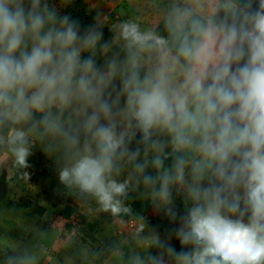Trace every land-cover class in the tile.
Returning <instances> with one entry per match:
<instances>
[{"label": "clouds", "instance_id": "9594fccd", "mask_svg": "<svg viewBox=\"0 0 264 264\" xmlns=\"http://www.w3.org/2000/svg\"><path fill=\"white\" fill-rule=\"evenodd\" d=\"M104 17L0 0V150L27 169L38 146L101 210L138 193L177 224L128 264H264V0H172L163 32L127 18L110 39Z\"/></svg>", "mask_w": 264, "mask_h": 264}, {"label": "crops", "instance_id": "0c3cea01", "mask_svg": "<svg viewBox=\"0 0 264 264\" xmlns=\"http://www.w3.org/2000/svg\"><path fill=\"white\" fill-rule=\"evenodd\" d=\"M48 2L50 5L54 4V0H48ZM129 3L132 4L131 0H66V2L62 0L61 2L63 6L69 7L68 11L72 15L76 13L74 16H78L82 26L86 25L84 17L80 18L83 9H87L93 16L94 20L90 24H94L98 15L105 16L106 21L111 14H121V11L127 10L128 5H131ZM213 4L214 0H205L209 11ZM74 10H76L75 13ZM128 17L139 18L141 23V15L135 11ZM162 18L163 15H161ZM4 155L6 150H0V162ZM34 155L38 160L37 163L48 162L57 169L55 161L45 154L42 155V150L38 146L35 148ZM37 172L36 167L30 173L35 175ZM50 186L52 187L50 183L49 189L43 186L37 196H32L34 200L32 203L18 204V217L14 219L17 222L14 242L0 251V264H5L9 256L21 255L33 257V264H128V258L133 253H139L142 256L148 253L156 254L158 249L153 244V238L158 235L163 239L167 228L173 226L162 211L161 225L153 223L151 218L157 220L160 213L138 193H133L125 201L132 211L119 215L101 210L90 198L80 197L74 202L69 201L66 205L76 208L77 211L69 220H65L61 216L64 208L58 211V206L56 207L58 204L52 199L54 193ZM7 190L6 188V192H2L0 189V200L7 196ZM46 190L48 194L44 193ZM66 194L74 195L69 190L65 192ZM175 204L177 208L183 206L180 197L176 198ZM131 220L135 221L134 229L128 226ZM45 242H50L53 246L48 251L46 249L41 252L47 256L39 262V250ZM170 242L174 245L178 240L173 238Z\"/></svg>", "mask_w": 264, "mask_h": 264}, {"label": "rangeland", "instance_id": "374dc122", "mask_svg": "<svg viewBox=\"0 0 264 264\" xmlns=\"http://www.w3.org/2000/svg\"><path fill=\"white\" fill-rule=\"evenodd\" d=\"M61 2L62 0H54V4L56 5L58 12L61 15L67 14L73 18L78 19L77 15L74 16L76 14V10H74L75 14L72 15L68 11L69 7L63 6ZM131 2L132 4L129 3L131 5H128L127 10L121 11L123 15H121L120 13H113L108 17V19L106 20V24L103 28L104 39H110L112 36V32L109 29V25L114 24L120 20L129 18L128 15L130 16L131 12L133 11L141 15L142 27L156 28L158 22L161 20V15H163L165 6L172 3V0H131ZM78 6L81 7L80 4H78ZM82 11V16H80V18L84 17L83 20L86 23V25L84 26L87 27L90 22L94 20V18L87 11V9H83ZM127 11L129 13H127ZM84 26L82 27L84 28ZM34 151L35 148L33 149V154L29 157L28 163L30 166L27 169H22L17 166L14 158L7 151L6 155H4L3 160L0 162V189H2V192H6V188L8 189L7 196L4 199L0 200V251L3 250L5 246H9L14 242V232L17 230V222L14 221V219H17L18 217V204L32 203V201H34L32 200V196H37L38 192L43 186L48 188L49 183L50 185H52V187L50 186L51 190H53L54 193L52 199L56 204H58L56 205V207L58 206V211L62 210L64 206L69 203V201L74 202V200L81 197L76 195L74 192V195H65V192L68 189H66L60 183L59 178L57 176V169L55 168V166H52L48 162H42L41 164L37 163L38 160L34 155ZM42 155H44L43 151ZM36 167L38 172L37 174L33 175L30 172H33L34 168ZM25 172L27 173V176L24 175ZM44 193H47V190ZM178 209L183 212V206H180ZM22 210H24V208ZM158 212L160 213L159 218L157 220L153 218L151 219L153 223L161 225V211L158 210ZM165 217L167 218V216ZM168 222L170 224H173V226L167 228V231L170 228L177 226V224L170 222L169 219ZM52 246L53 244L50 242H45L44 245L41 246L42 248H40L38 254V256L40 257L38 259L39 262L45 256H47L44 255L45 253L43 254L41 252L45 251L46 249V251H48L49 249H51L50 247ZM174 246L177 248V250L181 248L179 242H176ZM169 264H172V262L169 261Z\"/></svg>", "mask_w": 264, "mask_h": 264}, {"label": "trees", "instance_id": "16d2710c", "mask_svg": "<svg viewBox=\"0 0 264 264\" xmlns=\"http://www.w3.org/2000/svg\"><path fill=\"white\" fill-rule=\"evenodd\" d=\"M163 19V18H162ZM162 19L158 22L156 29L160 30L161 32H163V23H162ZM76 208L70 207L68 205H66L63 209V211L61 212V216L63 219L65 220H69L71 218V216L76 213Z\"/></svg>", "mask_w": 264, "mask_h": 264}, {"label": "built area", "instance_id": "2783aa9c", "mask_svg": "<svg viewBox=\"0 0 264 264\" xmlns=\"http://www.w3.org/2000/svg\"><path fill=\"white\" fill-rule=\"evenodd\" d=\"M128 226H129L131 229H134V228L136 227L135 221H134V220H131L130 222H128Z\"/></svg>", "mask_w": 264, "mask_h": 264}]
</instances>
